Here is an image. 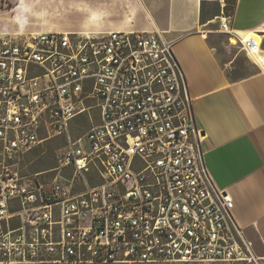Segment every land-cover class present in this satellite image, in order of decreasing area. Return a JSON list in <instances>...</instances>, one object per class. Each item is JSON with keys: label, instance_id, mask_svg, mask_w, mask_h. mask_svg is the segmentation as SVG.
<instances>
[{"label": "built area", "instance_id": "obj_1", "mask_svg": "<svg viewBox=\"0 0 264 264\" xmlns=\"http://www.w3.org/2000/svg\"><path fill=\"white\" fill-rule=\"evenodd\" d=\"M219 30L253 58L260 33ZM95 101L99 121L72 127ZM64 144L30 169L44 141ZM172 42L157 29L0 36V264L234 261L250 252L206 169Z\"/></svg>", "mask_w": 264, "mask_h": 264}, {"label": "crops", "instance_id": "obj_2", "mask_svg": "<svg viewBox=\"0 0 264 264\" xmlns=\"http://www.w3.org/2000/svg\"><path fill=\"white\" fill-rule=\"evenodd\" d=\"M21 1L22 6L28 4ZM65 3L74 19L63 31L105 33L155 28L172 42L202 135L204 165L216 186L231 195L236 224L264 259V0ZM226 4L233 6L232 15L224 12ZM223 15L231 17L230 27L241 34L260 33L257 55L250 58L245 54L255 69L249 75L232 78L227 67L234 57L222 60L212 42V34L221 32L218 25ZM222 33L228 46H236Z\"/></svg>", "mask_w": 264, "mask_h": 264}, {"label": "rangeland", "instance_id": "obj_3", "mask_svg": "<svg viewBox=\"0 0 264 264\" xmlns=\"http://www.w3.org/2000/svg\"><path fill=\"white\" fill-rule=\"evenodd\" d=\"M16 1L17 0H0V36L18 33L30 34L36 32L45 33L68 30L69 27L67 24L74 19V16L69 15L72 10L68 8L69 5L68 3H65V0H42L41 2L26 0V3L28 4L23 6L20 5L22 4L21 0L18 1L19 3L17 5ZM73 10L75 11L74 8ZM211 37H213L212 42L216 44L217 51L220 53L222 60L234 57V62L230 64V67H227L228 72H231L232 78H238L254 72L255 69L253 63L245 53L237 46H228L227 36L217 30ZM86 104L92 108H90L89 112L86 111V113L83 114V116L74 124L72 127L73 136L81 135L93 124L99 121L97 109L94 106L95 101L88 99ZM81 119L83 120L81 121ZM63 144L64 140L60 137L44 141L29 154L28 161H32L30 169L42 170L53 165L55 153ZM247 244L249 245L250 252L243 248L245 255L242 260L196 262L172 261L152 264H264V259L259 257V253L254 249V246L248 242Z\"/></svg>", "mask_w": 264, "mask_h": 264}, {"label": "trees", "instance_id": "obj_4", "mask_svg": "<svg viewBox=\"0 0 264 264\" xmlns=\"http://www.w3.org/2000/svg\"><path fill=\"white\" fill-rule=\"evenodd\" d=\"M224 12L226 13V14H231L232 15V13H233V6H229V5H225V9H224ZM83 119H81V121H82Z\"/></svg>", "mask_w": 264, "mask_h": 264}, {"label": "bare ground", "instance_id": "obj_5", "mask_svg": "<svg viewBox=\"0 0 264 264\" xmlns=\"http://www.w3.org/2000/svg\"><path fill=\"white\" fill-rule=\"evenodd\" d=\"M249 35H252L251 33H249Z\"/></svg>", "mask_w": 264, "mask_h": 264}]
</instances>
